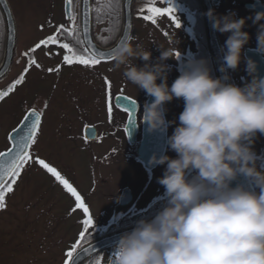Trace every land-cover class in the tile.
<instances>
[{"label": "clouds", "instance_id": "1", "mask_svg": "<svg viewBox=\"0 0 264 264\" xmlns=\"http://www.w3.org/2000/svg\"><path fill=\"white\" fill-rule=\"evenodd\" d=\"M212 28L230 33L222 72L236 70L251 39L247 18L208 13ZM264 12L255 14L256 52L264 54ZM163 48V47H161ZM157 62L140 44L127 42L114 52L112 70L153 98L141 123L149 131H167L165 105L182 99L183 111L167 143L177 156L154 155L166 165L159 183L166 202L151 219L138 221L121 236L114 264H264V161L253 151V138L264 134V77L248 58L252 77L243 87L216 78L206 60H191L168 84L176 52L163 48ZM145 61L138 66L133 61ZM160 81L159 83L157 81ZM243 176L246 182L233 186ZM258 189V191H257Z\"/></svg>", "mask_w": 264, "mask_h": 264}, {"label": "flooded vegetation", "instance_id": "2", "mask_svg": "<svg viewBox=\"0 0 264 264\" xmlns=\"http://www.w3.org/2000/svg\"><path fill=\"white\" fill-rule=\"evenodd\" d=\"M151 1V3H140L137 0H134V29L130 41H136L133 37L136 31L135 25H137L136 22L139 18L142 20L143 31H145V25H152L150 21H145L143 19V15L148 14V7L172 6L176 9V15L179 18L180 27L176 28L175 24L167 16L157 17L156 24H153L155 28L154 36L150 38V41L152 42V49L150 51L152 53L153 63L157 62V58L160 56L161 51L164 50L163 48L171 49L172 51L179 53V56L176 59H169L165 62L169 65V86H171L172 82L180 75V70L185 64L191 60H206L211 69L212 75L219 78L209 50L205 25V11L201 1ZM254 1L261 2L262 0H251L246 3ZM263 2L264 1H262V3ZM220 3L221 0L215 5L216 16ZM246 3L241 5V8L245 13L243 16H247L248 18L244 31L250 34L251 39L249 43L245 45L242 54L245 64L247 61L245 51L247 49L255 50L257 47V37L255 34L256 27H258L257 24L253 23V19L257 12L253 9L246 8ZM141 9L144 11L141 12ZM77 16L78 20L75 22L76 27L71 31H58V26L61 24L50 20L48 28L51 29V32L44 35L39 41L46 39L49 36L56 35L62 43H68L77 54H86L81 40L79 6ZM101 23L102 22H96L94 20L93 12L92 32L94 40L101 47L109 48L112 45L103 46L98 40L99 37H110L109 25H107L103 33L101 32V35L97 33L98 28L102 25ZM260 23H264V21H261ZM66 27H71V25H67ZM146 31H148V29H146ZM217 35L223 53H225L220 32L217 31ZM117 38H119V35ZM6 40L5 28L2 27L0 28V91H6L22 74L25 76V81L23 84L17 85L3 101H0V152L6 151L11 146V141L8 139L9 135L11 134L15 136L16 132L13 130L20 128L25 120L24 117L28 115L31 110L35 109L37 112L41 113L42 116L40 131L37 134V141L29 150L30 155L31 157L35 155L36 161L42 158L50 166L55 167L48 159L49 154L47 153V149L41 145L37 147V143L40 140L39 138L43 137L44 118L48 115L47 108H45L47 98L42 93L44 91L41 86L38 88L33 87L34 81L32 71L40 60L39 56H43L45 59L51 58L54 67L60 69L62 63H64L63 56L66 54V50L61 48L58 44H49L41 46L33 52L31 49H33L39 41L33 45L27 44L21 46L17 35L14 57L11 65L8 70L3 69V71H1L5 63ZM136 43L140 45L143 44L142 46L144 48L145 45L148 44L147 39L141 37V32ZM26 52L28 53L27 56L25 55ZM261 56L264 58V54H261ZM30 60H35L36 64L29 67ZM101 63L114 64V60ZM25 69H27V72H25ZM245 69L246 67L244 69L237 68L236 70L229 69L230 83L243 87L249 82L252 77ZM20 89H22V92ZM121 90L123 94L127 95L125 87L116 89L114 93L119 95ZM94 92L96 98H92L91 96L89 99V107L96 105V101L99 97L97 91L94 90ZM101 94L102 97L104 95V100L106 102L105 92L100 93V95ZM130 97L136 101L137 123L135 124L129 123L127 125L126 115L122 110H117L111 121L108 116H106V121L103 123L95 122V120H85L81 128H77V132L73 134L74 127H76V124H79V121L76 117L73 118V116L68 114L69 106L67 108L62 107L59 109L56 115L60 121L57 132L58 139L64 138V140H71L78 136V142L82 141V145L86 143L92 145V143H96L101 139L110 140L109 147L104 154L105 164L114 161L121 162L123 159L125 164H130L131 161L137 166V169L133 170V173H131L130 167H122L120 169V173L123 176L122 179L117 178V176H119L118 171L112 173L116 178L114 181L116 182V186L112 193L113 195H110L109 198L104 201L100 200L102 204L101 209L104 208L103 211L99 213L91 212L94 218V225L87 236V243L94 249V251L88 253V256L81 264H113V256L121 236L133 230L138 221L153 218L166 202L165 188L159 183V179L163 176L166 165H153L151 159L154 155H168L171 158H176L177 154L170 150L167 140L168 137L172 135L175 127L179 124L178 118L183 111L184 102L182 99H174L173 101L168 102L165 105L167 109L166 119L170 122L167 131L157 130L152 132L149 131L147 123H141V119L144 115L145 103H150L153 98L146 93L142 98ZM56 103H59V99H57ZM65 103L66 102H62L60 104L63 106ZM68 104L76 108L81 106V101L78 103L72 101L71 103L68 102ZM135 106L132 105V107ZM64 125L66 126L63 127ZM127 126L129 130L128 133L124 131V128ZM86 127H95L96 131L94 132V137L92 139H85ZM254 143L255 141L253 138L252 145ZM73 144L75 143L73 142ZM75 147H78L79 151L84 150V146L81 145L70 147L68 150ZM254 147L259 148V155L256 154L262 161H264V138L260 143L254 145ZM33 165H35V163ZM60 166L61 165H57L56 167ZM30 169L31 163H29L28 166L26 163L12 193L21 191L27 192L28 186H22L20 180L26 176ZM116 174L118 175L116 176ZM69 182L71 183V181ZM241 182H246L243 176L234 181L233 186H236V184ZM93 197L94 195L92 198ZM7 198L8 197H6V199ZM60 200H62L60 197L48 199L44 192L38 194L36 198H34V202L31 203H40V210L34 212L33 217L26 215L25 213L26 209L31 208V203L25 206L24 216H20V214L17 216L13 215V212H11L8 207L5 210L0 211L1 217H10L12 218L13 223V227L2 229L0 231V257L6 258L3 261L5 264H64V253L79 238V233L82 231L83 224L82 221H79L78 223L71 221L70 228H65L63 226V220H71L69 219L71 216L68 215L63 218L62 203ZM86 203L89 204V202ZM38 220L40 221L39 225L42 226L39 231V225H36ZM32 221L33 225L31 223ZM49 239L51 241L54 239V242L48 243Z\"/></svg>", "mask_w": 264, "mask_h": 264}, {"label": "rangeland", "instance_id": "3", "mask_svg": "<svg viewBox=\"0 0 264 264\" xmlns=\"http://www.w3.org/2000/svg\"><path fill=\"white\" fill-rule=\"evenodd\" d=\"M79 1L80 0H72L70 8V12L75 17V22L78 20L77 13ZM104 1L105 0H101L100 3H97L95 8H93V10L96 9L97 14L100 12V15L97 17H101L102 13L106 11L105 9L110 6V4H105L106 1ZM249 1L251 0H221L217 9V16L234 15L237 19L247 18V16H243L245 13L241 8V5ZM8 2L15 17L18 38L21 46L27 44L33 45L44 35L50 33L51 29L48 28L50 20L66 26L71 25L65 12L67 0H8ZM105 14L107 13H104V15ZM105 17V20L99 21L102 22V25L97 30L99 35H101V32L103 33L107 25H109V30L112 24L116 25L113 20H109L106 15ZM141 21V18H139L136 22V31L133 38L137 41L141 32V37H145L148 43L145 45V49L151 50L152 42L150 41V38L154 36L155 28L153 23L149 26L144 24L145 31H143ZM2 26H4V22L0 13V28H2ZM146 29H148V31H146ZM121 30L122 29L119 31V36ZM257 31L258 27H256V37ZM220 35L223 44H225L230 33H220ZM136 41L133 43L137 44ZM39 58V67L35 66L32 71L34 81L33 87L38 88L41 86L44 91L42 93L47 98V107L45 108H47L48 115L44 118L43 137L39 138L40 140L37 143V147L41 145L47 149L50 163L55 166L65 179L71 181V184L82 195L85 201L89 202L91 206L88 203L87 205L90 207V211L92 213H99L104 210V208L101 209L102 204L100 200L104 201L108 199L110 195H113L112 193L116 186V182H114L116 178L112 173L118 171L119 176H117L118 174H116V176L118 179H122L123 176L120 173L122 167H130L131 173H133V170L137 169V166L131 161L130 164H125L123 159L121 162L114 161L105 164L104 154L109 147L110 140L101 139L96 143H92V145L88 143L82 145V141L78 142V136L71 140H64V138L58 139L57 132L60 121L56 115L59 109L62 107L67 108L69 106L68 114L73 116V118L76 117L79 121V124H76V127H74L73 134L77 132V128H81L85 120H95V122L100 123L105 122L107 116L106 102L104 100V95L103 97L102 94L100 95V93L105 92V78L112 82L113 92L116 89L125 87L126 94L135 98H142L146 92L143 90L139 91L135 85L128 82L123 77L122 69L112 70L114 64L100 63L93 67H86L79 64L69 66L62 63L61 68L57 71L51 58L45 59L43 56H39ZM133 62L137 63L138 66H143L145 63L143 60ZM245 67L246 64L242 55L241 64L238 68L244 69ZM49 69H53V71H49ZM157 82L159 83L160 81L158 80ZM94 90L97 91L99 97L96 101V105L89 107V99L91 96L92 98H96ZM20 91L22 92V89H20ZM57 99H59V103H56ZM72 101H75L76 103L81 101V106L75 108L68 104V102L71 103ZM62 102L66 103L62 106L60 104ZM65 126L66 125L63 127ZM263 138L264 134L260 133H257L254 137L255 143L252 145V148L258 155L260 152L259 148L254 147V145L260 143ZM73 142L75 144H73ZM77 145L84 146V150L79 151L78 147L68 150L70 147ZM37 161L35 160V155H33L31 160L27 162V166L31 163L30 171L20 180L22 186H28L27 192H14L7 195L8 198L6 199V203L8 209L13 212L12 214L15 216L18 214L24 216L26 213V215L33 217L34 212L40 210V203L36 202L33 204L31 202H34V198H36L38 194L44 192L48 199L58 197L62 199L60 202L62 203L63 218L68 215L71 216L69 218L71 220H63V226L65 228H70L71 221H74L75 223L83 221L85 216L83 215L82 210L72 211L75 207L74 197L67 192L55 177L40 166ZM34 163L35 165H33ZM57 165L61 166L56 167ZM93 195L94 197L92 198ZM29 203H31L32 206L25 211V206ZM31 223L33 225V221ZM39 224L40 221L38 220L36 225ZM10 227H13L12 218L0 216V231ZM38 227L39 231L42 226L39 225ZM50 242H54V239L52 241L49 239L48 243ZM4 259L6 258L0 257V264H5V262H3Z\"/></svg>", "mask_w": 264, "mask_h": 264}, {"label": "snow or ice", "instance_id": "4", "mask_svg": "<svg viewBox=\"0 0 264 264\" xmlns=\"http://www.w3.org/2000/svg\"><path fill=\"white\" fill-rule=\"evenodd\" d=\"M67 3L70 5L72 0H67ZM111 8V6H110ZM144 10L141 9V12ZM146 15H143L145 21H150L153 24H156L157 17L167 16L175 24L176 28L180 27L179 18L176 15V9L172 6L169 7H155L150 6L147 8ZM131 13L129 12V16ZM68 20L71 22V27H66V25L61 24L58 26V31H71L75 29V17L71 12L68 13ZM129 26H131V20L128 21ZM89 34V19L87 15L84 19L83 35L87 36ZM49 44H58L61 48L66 50V54L63 56V61L66 65H83L86 67H93L99 65L102 60L105 59H114V53H102L98 52L96 49H89L85 47L84 51L86 54H77L73 48L66 42L62 43L56 35L49 36L46 39H42L35 45L31 51L39 49L41 46ZM27 56L28 53L26 52ZM176 56H179V53L176 52ZM33 64H36L35 60H30L29 67ZM36 67H39L36 64ZM59 69H57L58 71ZM53 71V69H49ZM27 72V69H25ZM25 81V76L22 74L18 79H16L13 84L6 90L0 91V101H3L6 96L11 93L17 85L23 84ZM105 95H106V111L109 120L114 116V113L117 110H122L126 115L127 125L129 123H137V109L136 101L128 95L123 94L122 90L119 95L113 92V85L110 80L105 78ZM134 105L135 107H132ZM47 107V105H45ZM41 116L42 114L37 112L35 109L31 110L28 115L24 117L26 121H29L26 130L20 128L14 129L13 131L17 135H9L8 139L11 141V146L4 152H0V211H3L7 208L6 197L8 194L14 191V186L17 184L19 177L24 170L26 163L31 160L30 148L37 141V134L40 131L41 125ZM96 131L95 127H86L85 128V139H91L92 134ZM124 131L128 133V126L124 128ZM38 164L47 170L55 179L63 185L68 193L74 197L75 207L72 211L82 210L85 218L82 221L83 228L79 233V238L75 241L74 244L64 253L65 260L64 264H74V258H77L80 253H90L94 249L91 248L87 243V236L91 232L94 225V218L91 214L90 207L87 205L85 199L77 191V189L65 179L61 173L55 168L46 163L43 159H39ZM115 255V254H114ZM114 257V256H113ZM114 264V260H113Z\"/></svg>", "mask_w": 264, "mask_h": 264}, {"label": "water", "instance_id": "5", "mask_svg": "<svg viewBox=\"0 0 264 264\" xmlns=\"http://www.w3.org/2000/svg\"><path fill=\"white\" fill-rule=\"evenodd\" d=\"M203 4L204 11H205V25H206V34H207V40L209 44V50L213 59L214 66L216 68L217 74L219 78H222L224 76L229 77V72L227 71L222 72L220 69L223 65V50L221 47V44L218 39L217 31H215L210 23L208 13L213 12L215 14V5L219 3V0H200ZM133 4L134 0H123L122 1V15H123V22H122V30L121 34L116 41V43L109 47L104 48L99 46L93 37L92 32V26H93V19H92V0H80V32H81V40L83 47L89 48V49H96L98 52L102 53H114L116 49L127 42H130L133 34L134 29V14H133ZM248 9H253L255 12H264V3L260 1H254L250 3H246L245 5ZM71 4L69 5L66 2V15L68 17V13L70 12ZM0 12L3 16L4 24H5V35H6V51H5V63L1 69V71L8 70L9 66L11 65V62L14 57V51L16 46V40H17V25L15 21V17L13 15V12L11 10V7L7 0H0ZM129 12L131 15L129 16ZM87 15L89 19V34L87 36L83 35V27H84V19ZM131 20V26H129L128 21ZM245 57L246 59L251 58L255 60L258 64V75L264 77V58L261 56V54L257 53L256 50L247 49L245 51ZM114 59H105L101 62H109ZM227 82L230 83V80ZM29 121L24 120V122L21 124L20 129L26 130V127L28 125ZM17 135V133H16ZM94 137V133L92 134V138ZM91 138V139H92ZM91 247V246H90ZM88 256V253H80V255L77 258H74V264H81L83 260Z\"/></svg>", "mask_w": 264, "mask_h": 264}, {"label": "trees", "instance_id": "6", "mask_svg": "<svg viewBox=\"0 0 264 264\" xmlns=\"http://www.w3.org/2000/svg\"><path fill=\"white\" fill-rule=\"evenodd\" d=\"M101 0H93L92 5L93 8H95L97 3H100ZM106 3L105 4H110V6L105 9L106 11L102 13L101 17H97L98 15H100V12H98L99 14L96 13V9L93 10L94 12V20L96 22H99L101 20H105V15L108 17L109 20H113L115 24L111 25V28L109 30L110 33V37L108 38H102L99 37L98 40L100 42V44H102L103 46H111L114 44V42L117 40V37L119 35V31L121 29V24H122V13H121V6H122V0H105ZM104 1V2H105ZM140 3H147V2H152L151 0H137ZM103 2V3H104ZM191 2H195V1H191ZM196 2H199L198 0ZM98 11V10H97ZM104 13H107L104 15ZM3 27V26H2Z\"/></svg>", "mask_w": 264, "mask_h": 264}]
</instances>
